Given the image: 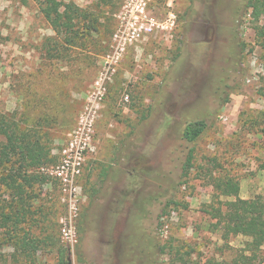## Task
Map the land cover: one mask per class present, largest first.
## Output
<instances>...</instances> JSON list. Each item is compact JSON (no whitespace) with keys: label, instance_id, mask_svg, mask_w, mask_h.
I'll return each mask as SVG.
<instances>
[{"label":"rangeland","instance_id":"374dc122","mask_svg":"<svg viewBox=\"0 0 264 264\" xmlns=\"http://www.w3.org/2000/svg\"><path fill=\"white\" fill-rule=\"evenodd\" d=\"M58 1L95 20L77 45L32 0H0V113L49 152L18 231L43 244L27 258L0 229V264H264L205 213L219 178L264 200V17L248 0Z\"/></svg>","mask_w":264,"mask_h":264},{"label":"trees","instance_id":"16d2710c","mask_svg":"<svg viewBox=\"0 0 264 264\" xmlns=\"http://www.w3.org/2000/svg\"><path fill=\"white\" fill-rule=\"evenodd\" d=\"M38 4L43 19L48 23L55 35L62 37L65 44L77 45L80 41L79 24L87 21L85 29L94 31L95 20L73 3H62L58 0H32ZM247 9L256 22L264 17V0H248ZM256 41L264 46V24L254 29ZM206 129L204 121L188 123L182 130V138L195 142ZM31 131H22L16 120L0 113V185H4L12 193V205L7 212L0 206V229L10 235L8 240L20 250L21 254L30 258L39 250L43 240L32 237L28 231L18 234L20 224L30 218V200L33 185L44 183L46 177L35 173L33 168L40 167L48 160L49 152L40 144ZM34 155V156H33ZM192 151L187 160V169L191 167ZM3 173H6L3 175ZM228 198L220 202V198ZM214 203L205 213L215 219V226L222 230V239L230 236H243L250 239L247 249L258 250L264 245V200L257 196L253 199L239 197V184L231 178H219L214 182ZM166 215V212H162ZM52 241V238H48ZM60 253V264L65 263V253Z\"/></svg>","mask_w":264,"mask_h":264}]
</instances>
